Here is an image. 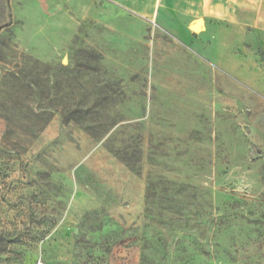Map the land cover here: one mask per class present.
Masks as SVG:
<instances>
[{
    "label": "rangeland",
    "instance_id": "1",
    "mask_svg": "<svg viewBox=\"0 0 264 264\" xmlns=\"http://www.w3.org/2000/svg\"><path fill=\"white\" fill-rule=\"evenodd\" d=\"M254 2L94 0L58 53L0 0V264H264Z\"/></svg>",
    "mask_w": 264,
    "mask_h": 264
},
{
    "label": "crops",
    "instance_id": "2",
    "mask_svg": "<svg viewBox=\"0 0 264 264\" xmlns=\"http://www.w3.org/2000/svg\"><path fill=\"white\" fill-rule=\"evenodd\" d=\"M23 8V17L43 40L58 53L75 37L81 22L91 18L94 0H9ZM237 24L254 27L264 35V0L239 9ZM253 15L250 20L249 17ZM243 17V18H241Z\"/></svg>",
    "mask_w": 264,
    "mask_h": 264
},
{
    "label": "water",
    "instance_id": "3",
    "mask_svg": "<svg viewBox=\"0 0 264 264\" xmlns=\"http://www.w3.org/2000/svg\"><path fill=\"white\" fill-rule=\"evenodd\" d=\"M192 29L194 30V31H197L198 29H199V25L197 24V25H194L193 27H192Z\"/></svg>",
    "mask_w": 264,
    "mask_h": 264
},
{
    "label": "built area",
    "instance_id": "4",
    "mask_svg": "<svg viewBox=\"0 0 264 264\" xmlns=\"http://www.w3.org/2000/svg\"><path fill=\"white\" fill-rule=\"evenodd\" d=\"M38 264H41V263H38Z\"/></svg>",
    "mask_w": 264,
    "mask_h": 264
}]
</instances>
